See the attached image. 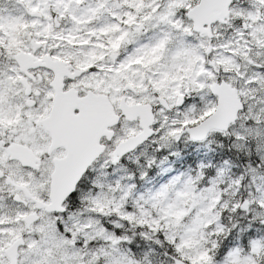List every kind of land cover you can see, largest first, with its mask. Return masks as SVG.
Instances as JSON below:
<instances>
[{
    "label": "snow or ice",
    "instance_id": "obj_1",
    "mask_svg": "<svg viewBox=\"0 0 264 264\" xmlns=\"http://www.w3.org/2000/svg\"><path fill=\"white\" fill-rule=\"evenodd\" d=\"M0 264H264V0H0Z\"/></svg>",
    "mask_w": 264,
    "mask_h": 264
}]
</instances>
